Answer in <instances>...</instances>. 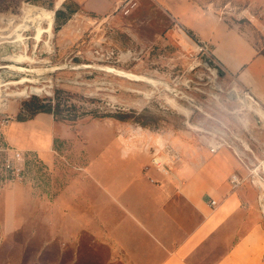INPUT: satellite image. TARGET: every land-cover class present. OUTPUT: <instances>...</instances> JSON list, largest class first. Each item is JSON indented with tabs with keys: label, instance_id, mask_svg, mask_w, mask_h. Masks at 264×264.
Wrapping results in <instances>:
<instances>
[{
	"label": "rangeland",
	"instance_id": "rangeland-1",
	"mask_svg": "<svg viewBox=\"0 0 264 264\" xmlns=\"http://www.w3.org/2000/svg\"><path fill=\"white\" fill-rule=\"evenodd\" d=\"M217 8L264 50V4L218 0ZM238 88L152 0L105 16L72 0H0V118L32 117L37 104L55 111L52 156L19 148L22 179L1 180L0 169V264H121L96 235L79 234L87 205L74 186L94 181L88 159L116 141L136 149L143 166L160 156L157 171L175 178L184 143L208 147L210 135L197 129L215 124L207 113L238 137L264 223V116L256 111L264 107L241 101Z\"/></svg>",
	"mask_w": 264,
	"mask_h": 264
},
{
	"label": "crops",
	"instance_id": "crops-1",
	"mask_svg": "<svg viewBox=\"0 0 264 264\" xmlns=\"http://www.w3.org/2000/svg\"><path fill=\"white\" fill-rule=\"evenodd\" d=\"M72 1L86 13L105 16L116 11L120 0ZM152 1L178 27L207 41L224 77L248 88L264 107V50L239 22L219 13L218 0ZM244 2L247 8L264 4ZM7 126L0 133V150L5 143L42 158L52 156V113L39 111ZM179 152L182 160L173 178L161 175L149 158L141 165L134 148L122 151L116 141L111 148L99 147L85 168L94 181L82 179L74 186L75 197L87 205L79 234L96 235L121 264H264V223L246 167L227 147L210 153L188 142ZM235 171L244 179L232 188L228 178ZM50 235L56 237V229Z\"/></svg>",
	"mask_w": 264,
	"mask_h": 264
},
{
	"label": "built area",
	"instance_id": "built-area-1",
	"mask_svg": "<svg viewBox=\"0 0 264 264\" xmlns=\"http://www.w3.org/2000/svg\"><path fill=\"white\" fill-rule=\"evenodd\" d=\"M135 4H136V0H120L116 6V11L120 9L124 13H127L130 10V8H132ZM195 45L197 50L200 51L202 54H204L208 58V60L215 62L221 67L220 63L212 55L211 49L207 41L195 39ZM216 69L217 68H215V70ZM237 90L238 93L236 94V96L239 97L241 101L243 100L245 102H251L253 105L260 106L256 98L248 88L240 87ZM207 114L210 118H212L215 121V124L211 125L210 127H205L203 125L197 126L198 127L197 129L203 130L208 135H210V140L208 142L209 152L214 153L222 147H227L238 157L240 162L246 166L247 164L240 156L239 150L237 146H235L234 144V139H238V137L234 134L233 129L231 128L229 123H227L223 119L215 118L214 116L211 115V113H207ZM9 121L10 119L8 116H4L0 118V133L2 128L6 127L9 124ZM243 147L245 146L243 145ZM1 151H2V157L0 161V169L2 171L1 180H9V181L21 180L24 173L23 152L17 147L5 143L1 146ZM162 163L163 161L160 156L157 155L152 156L150 164L153 167H156L158 170H160ZM243 179L244 178L237 171L232 172L228 178L232 188H236L240 186L243 182ZM209 203L211 205H214L216 204V200L210 199Z\"/></svg>",
	"mask_w": 264,
	"mask_h": 264
},
{
	"label": "trees",
	"instance_id": "trees-1",
	"mask_svg": "<svg viewBox=\"0 0 264 264\" xmlns=\"http://www.w3.org/2000/svg\"><path fill=\"white\" fill-rule=\"evenodd\" d=\"M188 34L190 36L194 37L190 31H188ZM34 109H35V111H38V112L39 111H46V112H51L53 114L55 112L53 108H51L50 106L45 107L43 104H37V105H35V108ZM29 117H31V116H28V118ZM16 118L19 119V120L27 119V117L26 118H24V117L20 118L18 116Z\"/></svg>",
	"mask_w": 264,
	"mask_h": 264
},
{
	"label": "bare ground",
	"instance_id": "bare-ground-1",
	"mask_svg": "<svg viewBox=\"0 0 264 264\" xmlns=\"http://www.w3.org/2000/svg\"><path fill=\"white\" fill-rule=\"evenodd\" d=\"M215 73V72H214ZM125 75H127V76H133V77H138V75H135V74H132V73H129V72H126V73H124ZM141 76V75H140ZM142 77H145V76H142ZM140 78V77H139ZM135 79V78H134ZM13 81V80H12ZM146 81H149V80H146ZM14 82V81H13ZM19 82H20V80H19ZM18 82V83H19ZM23 82V81H22ZM256 111L257 112H259L262 116H264V109H262V108H256Z\"/></svg>",
	"mask_w": 264,
	"mask_h": 264
}]
</instances>
